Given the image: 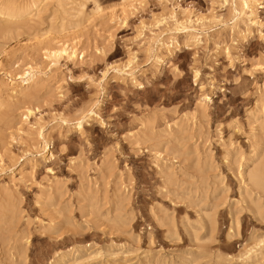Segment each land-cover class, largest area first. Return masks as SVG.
I'll return each instance as SVG.
<instances>
[{"label":"rangeland","instance_id":"374dc122","mask_svg":"<svg viewBox=\"0 0 264 264\" xmlns=\"http://www.w3.org/2000/svg\"><path fill=\"white\" fill-rule=\"evenodd\" d=\"M10 2L0 264H264V0Z\"/></svg>","mask_w":264,"mask_h":264},{"label":"bare ground","instance_id":"6f19581e","mask_svg":"<svg viewBox=\"0 0 264 264\" xmlns=\"http://www.w3.org/2000/svg\"><path fill=\"white\" fill-rule=\"evenodd\" d=\"M10 1H9V3L5 2V3H1L0 4V35L3 32L6 33L5 29H7V28H12V27L14 28L15 24L13 25V23L17 22L18 19L21 17V12L19 11V7H17L15 5V3L10 2ZM39 1H40V3H44V4H49V3L53 4V3H55V4L59 5V6H62L63 2H64V0H39ZM258 2H259V0H235V2L232 3V6L234 7L233 10L235 12V17L237 18V21H239L238 19L240 17H244L246 15L247 19H248V22L251 25H257V26L260 25V26H262L261 22L259 20H256L258 18V16H257V6H256ZM35 16H37V15H35ZM254 18H256V19L254 20ZM237 21H236V23H237ZM235 24H234V26H235ZM186 29H187L186 27H183L182 30H186ZM9 31H11V30L9 29ZM261 32H263V31H261ZM76 47H77V45H76ZM76 47H75V45L73 46V45L65 43V44H63L61 46H58V47L56 46V47H52L50 49H45V50L47 52V58L51 60L53 65H56V64L59 63V61L62 58L63 59L64 58H68V59L76 58V56H77ZM157 62H161V59L158 58ZM38 73H41V71L33 68L32 66H29L26 69H24L22 74H20V75L17 74L21 81L20 82L14 81L13 83H11V85H10V90L11 91L9 90L10 91V93H9L10 97L11 98H13V97L15 98L17 96V90L20 89V88H22V89L23 88L24 89H30L32 86H34L37 83L45 80V77H42V76L38 75ZM0 107H1V104H0ZM84 120H85V117L83 115V117H81L80 120H79V127L82 126ZM263 122L261 124V130L264 131V123ZM258 162H259V160H258ZM260 165L261 164H259L258 166H260ZM258 166H255V167H258ZM248 176L250 177V181L254 184V186L255 185L257 186L256 188H260V189L264 190V163L260 167H258V169L254 170L253 172H250V174L248 173Z\"/></svg>","mask_w":264,"mask_h":264}]
</instances>
